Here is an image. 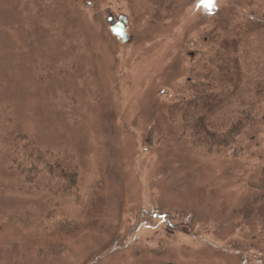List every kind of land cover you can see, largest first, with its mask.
Masks as SVG:
<instances>
[{
	"label": "rangeland",
	"instance_id": "374dc122",
	"mask_svg": "<svg viewBox=\"0 0 264 264\" xmlns=\"http://www.w3.org/2000/svg\"><path fill=\"white\" fill-rule=\"evenodd\" d=\"M238 1L0 0V264H264V101L227 153L170 112Z\"/></svg>",
	"mask_w": 264,
	"mask_h": 264
},
{
	"label": "trees",
	"instance_id": "16d2710c",
	"mask_svg": "<svg viewBox=\"0 0 264 264\" xmlns=\"http://www.w3.org/2000/svg\"><path fill=\"white\" fill-rule=\"evenodd\" d=\"M235 6L241 8L242 19L247 18V21L240 29L229 33L228 30H223V36L226 35L227 40L217 43L216 57L205 62L201 60L192 68L186 83L187 94L170 106V112L181 117L183 129L193 136L195 144L225 153L233 150V145L241 134L258 126L262 113L261 103L264 101V64L261 67L256 65V74L252 75L254 78L242 80L241 75H237L236 80H233L237 83L235 88L233 86V91H230L233 81L220 85L214 78L217 76L209 68L216 66L217 72H224L232 79L240 68V48L245 46V50L249 52L248 58L253 52L257 51L260 56L264 52V43L258 44V40H255V37L259 39L264 36V0H239ZM256 10H260L261 16L260 13L255 15ZM249 13H252L255 20L250 21L252 17L249 19ZM236 38L239 39L236 41ZM247 127L250 128L246 130ZM20 139L22 137L15 138V141ZM54 165L47 163L51 174L59 177V180L69 175L74 183L75 173L68 174L61 165Z\"/></svg>",
	"mask_w": 264,
	"mask_h": 264
},
{
	"label": "water",
	"instance_id": "95a60500",
	"mask_svg": "<svg viewBox=\"0 0 264 264\" xmlns=\"http://www.w3.org/2000/svg\"><path fill=\"white\" fill-rule=\"evenodd\" d=\"M106 23L108 24L111 33L117 38L121 39L122 42L128 41L127 19L124 16H120L116 19L109 11H107Z\"/></svg>",
	"mask_w": 264,
	"mask_h": 264
},
{
	"label": "snow or ice",
	"instance_id": "6c2138e0",
	"mask_svg": "<svg viewBox=\"0 0 264 264\" xmlns=\"http://www.w3.org/2000/svg\"><path fill=\"white\" fill-rule=\"evenodd\" d=\"M206 3H207L208 5H211V4L213 3V0H206Z\"/></svg>",
	"mask_w": 264,
	"mask_h": 264
}]
</instances>
